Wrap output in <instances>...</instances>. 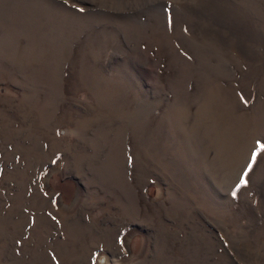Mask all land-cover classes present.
<instances>
[{
  "label": "rangeland",
  "instance_id": "374dc122",
  "mask_svg": "<svg viewBox=\"0 0 264 264\" xmlns=\"http://www.w3.org/2000/svg\"><path fill=\"white\" fill-rule=\"evenodd\" d=\"M260 145L264 0H0V264H264Z\"/></svg>",
  "mask_w": 264,
  "mask_h": 264
},
{
  "label": "snow or ice",
  "instance_id": "6c2138e0",
  "mask_svg": "<svg viewBox=\"0 0 264 264\" xmlns=\"http://www.w3.org/2000/svg\"><path fill=\"white\" fill-rule=\"evenodd\" d=\"M259 147H260L261 152H264V145H260ZM258 154L259 153H257V152H253V154L251 156V162L248 164L246 171L241 176L239 184L237 185V191L239 190L240 187H243V186L247 185L248 180L246 178L248 177L249 173L252 171L253 165L257 161ZM232 194H233V196H235L236 195V191H233Z\"/></svg>",
  "mask_w": 264,
  "mask_h": 264
},
{
  "label": "bare ground",
  "instance_id": "6f19581e",
  "mask_svg": "<svg viewBox=\"0 0 264 264\" xmlns=\"http://www.w3.org/2000/svg\"><path fill=\"white\" fill-rule=\"evenodd\" d=\"M103 260V259H102Z\"/></svg>",
  "mask_w": 264,
  "mask_h": 264
}]
</instances>
